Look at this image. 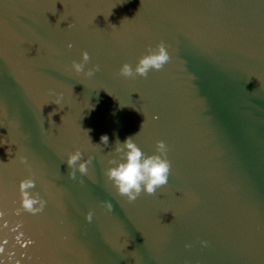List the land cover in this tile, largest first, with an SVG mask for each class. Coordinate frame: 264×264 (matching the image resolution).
I'll return each instance as SVG.
<instances>
[{"label":"water","instance_id":"obj_1","mask_svg":"<svg viewBox=\"0 0 264 264\" xmlns=\"http://www.w3.org/2000/svg\"><path fill=\"white\" fill-rule=\"evenodd\" d=\"M126 137L171 165L133 202L104 175ZM0 264H264V0H0Z\"/></svg>","mask_w":264,"mask_h":264},{"label":"clouds","instance_id":"obj_2","mask_svg":"<svg viewBox=\"0 0 264 264\" xmlns=\"http://www.w3.org/2000/svg\"><path fill=\"white\" fill-rule=\"evenodd\" d=\"M68 47L71 48L72 45L69 44ZM89 59V54L86 51H82L80 53V61H72L71 71L91 77L100 68L99 65H93L92 68L85 71L84 67ZM169 59L166 46L161 43L157 45L155 50L149 49L147 54L140 57L134 68L128 63L122 64L118 74L125 78L134 77L135 75L144 77L147 76L150 70L162 69ZM49 92L55 96L53 103L60 106L63 93L52 92V90H49ZM100 144L107 146V134L101 135ZM100 144L94 145L100 146ZM113 151L121 155L118 159L109 161L110 166L104 170V175L111 182L117 194L125 197L128 202L135 201L142 192L147 195H154L158 188L168 183L171 165L166 158L167 148L163 141H156V153L152 155H146L142 152L133 141V137H126L123 142L117 139ZM82 157L83 154L79 150L69 154L66 164L70 169L68 172L70 179L76 178L77 171L82 175L88 174V166L91 164L92 158L89 157L85 160ZM20 162L26 164V159L21 157ZM34 187L35 182L31 179H25L19 184L22 195V207L32 213L41 211L44 206V202L30 191ZM35 205H39V207H34ZM107 207L111 210L110 204ZM92 215L91 212L87 213L85 219L91 222ZM201 243L206 244L204 241ZM186 247H189V245H186Z\"/></svg>","mask_w":264,"mask_h":264}]
</instances>
